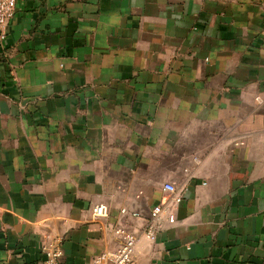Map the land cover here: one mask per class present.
Returning <instances> with one entry per match:
<instances>
[{"label":"crops","instance_id":"1","mask_svg":"<svg viewBox=\"0 0 264 264\" xmlns=\"http://www.w3.org/2000/svg\"><path fill=\"white\" fill-rule=\"evenodd\" d=\"M161 204L176 220L152 241ZM120 227L134 264H264V0L18 3L0 38V264H44L58 240L64 264H93Z\"/></svg>","mask_w":264,"mask_h":264},{"label":"built area","instance_id":"2","mask_svg":"<svg viewBox=\"0 0 264 264\" xmlns=\"http://www.w3.org/2000/svg\"><path fill=\"white\" fill-rule=\"evenodd\" d=\"M23 1L25 0H0L1 39L4 40L7 38L8 27L16 14L17 5L19 2ZM163 189L168 195H174L177 191L176 186L172 183H166ZM180 201L181 198L175 200L176 203H180ZM122 212L125 213L126 211L123 210ZM92 215L96 219L108 217L109 208L102 204L96 205L92 208ZM133 215L138 216L137 213ZM163 218H167L169 223H174L176 220L170 206L166 204L155 206L151 213V221L144 230V234L147 238L152 241L156 239L158 231L163 227ZM115 233L121 237V245L115 250H108L100 253L94 259L93 264H134V255L139 241L137 234L122 227L118 228ZM63 244L62 240H58L42 247L44 264H64L62 262V257L64 255Z\"/></svg>","mask_w":264,"mask_h":264}]
</instances>
